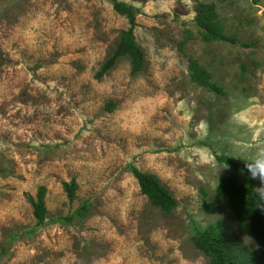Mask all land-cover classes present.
Masks as SVG:
<instances>
[{
  "label": "rangeland",
  "instance_id": "rangeland-1",
  "mask_svg": "<svg viewBox=\"0 0 264 264\" xmlns=\"http://www.w3.org/2000/svg\"><path fill=\"white\" fill-rule=\"evenodd\" d=\"M119 1L137 10L145 68L133 75L123 58L99 80L131 26L111 0H0V264H210L193 237L220 219L258 247L219 186L229 175L262 187L238 156L264 146V0ZM201 3L235 43L201 39ZM190 59L223 92L195 82ZM132 167L177 207L154 206ZM41 187L43 223L31 203Z\"/></svg>",
  "mask_w": 264,
  "mask_h": 264
},
{
  "label": "trees",
  "instance_id": "trees-1",
  "mask_svg": "<svg viewBox=\"0 0 264 264\" xmlns=\"http://www.w3.org/2000/svg\"><path fill=\"white\" fill-rule=\"evenodd\" d=\"M111 1L115 10L128 18L131 26L121 33L115 53L97 74L99 80L123 58L130 61L133 75L142 73L145 68V53L137 44L135 37V29L138 25L137 10L123 1ZM196 10V23L200 37L204 42L208 44L236 42L235 37L226 33L225 25L221 22L214 4L201 3ZM189 67H191L192 78L195 82L208 87L211 91L223 92L212 81L209 71L196 60L190 59ZM115 107L116 104L112 102L108 105L109 110H113ZM219 159L235 167H243L229 156H220ZM132 173L139 183L141 193L147 196L154 206L165 212H171L177 207L176 198L157 175L143 172L137 167H132ZM64 185L70 199L74 200L77 189L76 182L64 183ZM219 194L226 200V206L233 212L239 225L257 241L258 247L251 249L240 245L226 221L220 219L209 228L198 230L193 237L196 248L210 258V264H264V197L257 193L251 180L240 185L235 178L229 175H224L221 178ZM46 195L47 189L41 187L37 200L31 201L34 215L40 223H43L47 217ZM88 212V207L83 205L68 220L71 221L73 217L77 216L85 217Z\"/></svg>",
  "mask_w": 264,
  "mask_h": 264
},
{
  "label": "clouds",
  "instance_id": "clouds-1",
  "mask_svg": "<svg viewBox=\"0 0 264 264\" xmlns=\"http://www.w3.org/2000/svg\"><path fill=\"white\" fill-rule=\"evenodd\" d=\"M238 121H243L241 116H237ZM242 157L245 160V169L249 177L253 180L259 179L262 187L257 191L264 190V146H260L248 157Z\"/></svg>",
  "mask_w": 264,
  "mask_h": 264
}]
</instances>
